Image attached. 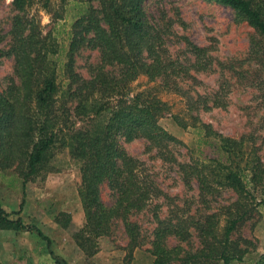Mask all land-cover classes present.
Instances as JSON below:
<instances>
[{"label": "trees", "instance_id": "16d2710c", "mask_svg": "<svg viewBox=\"0 0 264 264\" xmlns=\"http://www.w3.org/2000/svg\"><path fill=\"white\" fill-rule=\"evenodd\" d=\"M93 1L61 0L63 8L70 2L87 5L71 24L63 51L52 32L42 34L36 17H28L36 3L48 9L49 0H12L16 15L7 34L10 45L0 51L14 63V77L0 91V172L14 170L24 188L54 172L55 157L67 152L79 168L77 195L83 211V223L72 237L87 259L97 254L99 239L111 234L117 219L123 223L129 248L138 245L139 228L130 217L148 207L157 188L122 142L144 139L149 150L162 153L174 138L158 123L165 103L149 90L130 96L129 83L140 76L168 82L176 69L163 58L166 32L148 17L146 0H95L96 5ZM208 1L230 8L259 36L256 46L264 45V0ZM53 18L61 19L58 12ZM187 45L195 56L191 66L204 69L205 51ZM84 49L97 50L100 56L88 79L75 71V57ZM255 53L264 64V48ZM208 132L220 157L180 165V171L185 177L194 175L205 210L223 187L236 200L199 220L178 206L164 219L153 213L152 264L243 263L246 250L233 235L252 217L255 207L264 206V157L244 137L234 140ZM104 186L110 193L109 206L101 199ZM257 191L261 193L258 201ZM22 206L23 202L20 210ZM54 222L67 229L71 217L60 212ZM0 229L33 230L49 243L37 228L26 226L20 218L10 219L1 204ZM193 238L198 241L196 247ZM170 239L176 244L170 245ZM53 260L67 264L55 256ZM254 264H264V252Z\"/></svg>", "mask_w": 264, "mask_h": 264}, {"label": "rangeland", "instance_id": "374dc122", "mask_svg": "<svg viewBox=\"0 0 264 264\" xmlns=\"http://www.w3.org/2000/svg\"><path fill=\"white\" fill-rule=\"evenodd\" d=\"M11 2L0 0V51H6L10 45L7 34L16 15ZM93 3L97 4L95 0ZM144 7L150 20L166 32L163 58L176 69L168 82L138 77L129 83L130 96L149 90L165 103L158 123L174 141L162 153L149 150L144 139L122 142L128 155L141 164L157 188L148 207L130 217L139 228L137 247L129 248L123 223L117 219L111 234L99 239L95 256L87 259L78 249L72 235L83 223L77 195L80 173L67 152H62L53 161L54 172L27 183L24 188L14 170L0 172V204L10 219L20 218L26 226L37 228L49 239V243L42 240L33 230L0 229V264H54V256L67 264H152L150 250L156 226L153 213L164 219L178 206L199 220L219 205L236 200L235 194L223 187L221 194L209 202L210 209L205 210L194 175L185 177L180 171V165L192 166L220 157L218 149L212 146L215 138L209 130L234 140L244 137L248 146L254 145L257 154L264 157V64L255 53V49L264 48V45L256 46L259 36L246 22L235 18L230 8L212 1L146 0ZM47 8L36 3L29 9L28 17L35 16L42 34L52 32L65 51L70 26L87 5L70 2L63 8L61 0H49ZM57 12L60 20L53 18ZM187 43L205 51L204 69L191 66L195 56ZM61 59L63 62L64 58ZM99 60L97 50H81L75 57V71L88 79L91 68L97 67ZM13 77V59L0 53V91L6 89ZM203 125L208 129H202ZM254 194L258 201L261 193ZM101 199L107 206L112 203L106 186L102 187ZM255 208L252 217L233 235L246 250L242 264H254L264 252V206ZM19 210L20 214H15ZM60 212L71 217L67 229L54 222ZM192 242L196 247L197 239L193 238ZM169 244L173 246L176 242L170 239Z\"/></svg>", "mask_w": 264, "mask_h": 264}]
</instances>
